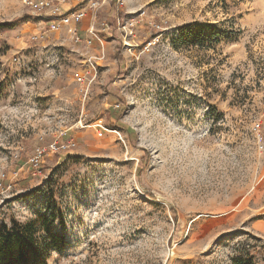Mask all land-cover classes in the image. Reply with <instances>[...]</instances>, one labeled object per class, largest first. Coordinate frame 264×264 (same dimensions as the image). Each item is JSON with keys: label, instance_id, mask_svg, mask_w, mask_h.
Instances as JSON below:
<instances>
[{"label": "rangeland", "instance_id": "rangeland-1", "mask_svg": "<svg viewBox=\"0 0 264 264\" xmlns=\"http://www.w3.org/2000/svg\"><path fill=\"white\" fill-rule=\"evenodd\" d=\"M118 2L0 0V223L50 215L47 264H264V0Z\"/></svg>", "mask_w": 264, "mask_h": 264}, {"label": "trees", "instance_id": "trees-1", "mask_svg": "<svg viewBox=\"0 0 264 264\" xmlns=\"http://www.w3.org/2000/svg\"><path fill=\"white\" fill-rule=\"evenodd\" d=\"M16 21L0 23V32L9 31ZM213 27L210 23L183 25L177 42L185 45L191 40L192 42L199 40L209 28ZM106 28L105 30L108 29ZM116 53L118 63H122L124 55L120 46L116 47ZM147 195L156 198L151 191H148ZM170 212L177 221L176 209L171 207ZM66 243L65 236L54 229L53 219L46 213L42 215L40 225L35 221L25 224L16 220L11 223L2 222L0 223V264H47L49 251L53 248L61 249Z\"/></svg>", "mask_w": 264, "mask_h": 264}, {"label": "built area", "instance_id": "built-area-1", "mask_svg": "<svg viewBox=\"0 0 264 264\" xmlns=\"http://www.w3.org/2000/svg\"><path fill=\"white\" fill-rule=\"evenodd\" d=\"M71 0H25L27 7L31 11V13L37 15L40 17V21L45 25L46 30L45 31H56L60 29L63 25H68L72 23H79L83 20V18L87 15V9L95 8L98 9L105 3H109L112 0H87L88 1V7L79 6L76 8L73 7H67V4ZM86 0H76L77 4L83 3ZM119 5H123L125 3V0H119ZM120 23V21H119ZM153 26L160 28L161 25L157 23H151ZM132 21L125 20L122 26L123 29L127 30L129 34H132V27H133ZM128 29L130 31H128ZM178 32V30H176ZM91 33L94 36H97V34L94 31V28L91 29ZM45 34V32L43 33ZM75 34L77 35V30L75 31ZM41 34H34L32 35V39H38L41 37ZM77 39L79 40L80 37L77 35ZM67 146V145H66ZM42 154V151H39V155H36L33 160V166H40L41 164V158L40 155Z\"/></svg>", "mask_w": 264, "mask_h": 264}]
</instances>
